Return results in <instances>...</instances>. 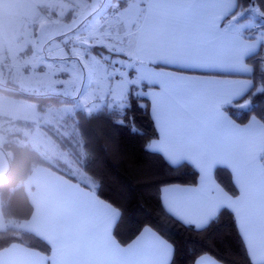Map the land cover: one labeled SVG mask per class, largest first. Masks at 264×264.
Segmentation results:
<instances>
[{
  "label": "snow or ice",
  "instance_id": "obj_1",
  "mask_svg": "<svg viewBox=\"0 0 264 264\" xmlns=\"http://www.w3.org/2000/svg\"><path fill=\"white\" fill-rule=\"evenodd\" d=\"M145 13L144 27L138 33L141 53L127 68L125 99L120 107H130V97H147L149 86L161 89L156 94L158 106L167 108L169 117L177 115L176 101L170 94L173 83L188 92L187 104L198 117V126L181 137L203 153L204 164L187 154L168 155L159 151L174 167L191 164L197 176L193 187L164 185L160 189L161 202L166 211L181 222L196 229L217 220L224 212L233 215L247 249L250 264H264V119L251 116L246 123L232 118L233 106H247L253 96H264V85H256L249 75L247 58L264 46V10L257 12L261 25L253 22L232 25L238 20L239 0H140ZM135 27V25H133ZM256 31L252 38L245 36ZM209 53L215 56L207 55ZM224 54L226 58H221ZM131 62L132 58L125 56ZM177 66H195L240 79L169 81L161 79V72L173 73ZM124 67V66H121ZM264 67V65H262ZM168 69L169 71H161ZM116 79H121L119 75ZM143 86V91L140 90ZM163 115V111L161 112ZM211 128V135H203L198 128ZM214 166L235 170L239 196L217 195L210 187L209 170ZM94 189L86 204L64 222L67 244L60 260L49 259L47 264H171L174 249L165 253L166 242L158 234L141 233L134 244L121 245L112 235L118 212L98 194V182L92 178ZM92 185L86 184L87 188ZM0 264H13L0 259ZM196 264H207V257H199Z\"/></svg>",
  "mask_w": 264,
  "mask_h": 264
},
{
  "label": "trees",
  "instance_id": "obj_2",
  "mask_svg": "<svg viewBox=\"0 0 264 264\" xmlns=\"http://www.w3.org/2000/svg\"><path fill=\"white\" fill-rule=\"evenodd\" d=\"M254 7L264 10V0H239L238 10L243 11L244 18H250ZM93 50L100 54L98 48ZM247 63L253 67L250 77L254 84L264 85V46L248 57ZM0 95L26 100L41 113L78 102V96L27 93L18 89L16 82L10 81L8 85L0 86ZM94 108L65 113L50 124L20 119L11 121L13 128H26L30 133L40 128L69 161L49 160L29 143L19 141L21 138L26 141V135L17 131L7 134L1 148L8 168L0 176V204L7 227L0 231V250L19 243L50 254V245L45 240L17 227L33 212L25 181L35 167L47 166L84 187L87 183L92 185V178L98 182L101 199L120 212L114 236L122 245L129 244L148 227L172 244L171 264H195L202 255H209L221 264H250L244 240L231 213L224 212L217 220L196 229L166 211L161 202V187L193 185L197 172L188 163L174 167L161 153L148 150L149 143L158 136L149 99L131 96L130 107L103 105ZM230 114L241 124L251 116L264 119V96H253L247 106H233ZM79 171L84 176H76L75 172ZM214 176L229 195L238 194L228 168L217 167ZM94 187L89 189L93 191Z\"/></svg>",
  "mask_w": 264,
  "mask_h": 264
},
{
  "label": "rangeland",
  "instance_id": "obj_3",
  "mask_svg": "<svg viewBox=\"0 0 264 264\" xmlns=\"http://www.w3.org/2000/svg\"><path fill=\"white\" fill-rule=\"evenodd\" d=\"M260 10L254 7L250 15L259 26ZM142 13L140 0H0V86L10 81L31 94L78 96L75 105L41 113L26 100L0 95L3 121L50 124L80 108H120L131 82L127 68L136 61L134 42ZM125 56L131 57V62ZM117 75L121 79H116ZM175 86L181 102L187 103L189 97ZM155 87L149 86L147 91ZM15 128L7 131L26 135V141H19L29 143L47 159L69 161L40 128L31 133Z\"/></svg>",
  "mask_w": 264,
  "mask_h": 264
},
{
  "label": "crops",
  "instance_id": "obj_4",
  "mask_svg": "<svg viewBox=\"0 0 264 264\" xmlns=\"http://www.w3.org/2000/svg\"><path fill=\"white\" fill-rule=\"evenodd\" d=\"M174 2H181V0H174ZM243 14V11L237 10L238 20L236 24L232 25L233 29H235L240 23L247 24L249 22L255 23L256 29H259L258 23L251 21L250 18H244ZM141 16V22L138 26L134 42V52L136 60L145 59V57L140 54L141 45L139 43L138 37V33H140L141 29L144 27V11ZM244 34L246 37L252 38L256 35V31L255 29L249 30ZM260 48H258L254 54L258 53ZM254 54H250L248 57ZM207 55L215 56L216 54L209 53ZM221 58H226V56L224 54H221ZM248 66L251 67L250 65ZM177 68L178 71L182 72H173L172 74L161 72L159 74L160 78L169 81H173V78L174 80H179L182 79V77L186 78L187 80H228L235 78L247 82L246 78L243 76L232 77L228 74L219 73L209 68L195 66H177ZM161 71L169 70L161 69ZM251 74L249 75L250 79ZM171 87L172 89H170V94L176 101L175 108L177 112V115L171 118L167 113V108L162 110L158 106L156 94L160 93L161 89L159 87H155L148 92L150 94L148 96V99L150 101L151 115L158 133L157 138L151 141L152 145L154 146V148H163L168 155L187 154L195 160H200L201 164L203 165V153L197 150L195 146L184 142L181 139L183 135L188 134L191 130L198 127L195 124V121L198 119V117L195 111L191 109L187 103L181 102L175 83H173ZM181 92L182 95H187L188 97L190 95L188 92L182 89ZM162 111L163 115L161 114ZM11 126V120L3 121L2 117H0V176H2L8 168L7 158L1 148V142H4L2 138L6 137L7 134L10 133L7 131V129ZM198 130L205 136L211 135V128L206 125L203 127H199ZM161 154L165 157L163 153ZM166 160L169 162L168 159ZM217 167L225 166H214L209 170V175L212 178L210 187H215L217 189L218 196L226 195L231 198L238 197L240 190L238 187V181L235 178V170L231 167H226L230 170L233 182L238 190V194L236 196H231L217 183L215 179L214 172ZM172 186L193 187L194 185L173 184ZM25 191L32 204L33 212L27 220L18 224L17 227L29 231L45 240L50 245V254L46 255L39 250L29 248L19 243H14L0 250V259L12 261L13 264H47V261L49 259L60 260L64 255L67 244L64 222L69 216L73 215L78 209L86 204L88 200V194L91 195L92 190L84 187L79 182L73 181L72 179L55 171L50 167L37 166L33 169L32 173L25 181ZM113 208L117 210L115 207ZM117 212L118 221L120 212L118 210ZM6 227L7 223L3 216L0 204V231L6 229ZM144 232H152L153 234H158V236L162 238V241L166 242L163 251L165 253H170L172 251V244L151 228H144L137 237H139L141 233ZM112 235L114 236V230ZM137 237L129 244H134ZM204 256L207 257V264H221L209 255H202L200 257Z\"/></svg>",
  "mask_w": 264,
  "mask_h": 264
}]
</instances>
